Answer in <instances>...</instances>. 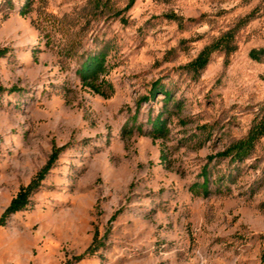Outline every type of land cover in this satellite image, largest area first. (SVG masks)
<instances>
[{
  "label": "rangeland",
  "instance_id": "rangeland-1",
  "mask_svg": "<svg viewBox=\"0 0 264 264\" xmlns=\"http://www.w3.org/2000/svg\"><path fill=\"white\" fill-rule=\"evenodd\" d=\"M229 32L234 50L185 67ZM0 46V216L64 146L0 225V264H64L96 232L104 245L72 264H264V134L241 162L209 160L264 113V55L249 54L264 48V0H0ZM98 51L108 96L77 74ZM157 80L182 104L167 134L124 133L133 115L150 129ZM205 165L203 196L190 187Z\"/></svg>",
  "mask_w": 264,
  "mask_h": 264
},
{
  "label": "trees",
  "instance_id": "trees-1",
  "mask_svg": "<svg viewBox=\"0 0 264 264\" xmlns=\"http://www.w3.org/2000/svg\"><path fill=\"white\" fill-rule=\"evenodd\" d=\"M134 0H130L132 3ZM232 33H227L217 40L212 42L209 45H206L198 55L189 61L185 67L193 71L194 73H199L203 70L208 64L211 54L219 49H225L227 53L235 49V46L232 45ZM7 52L6 47L0 46V56L4 55ZM250 56L256 60H260L264 55V48L252 49L250 51ZM106 53L104 51H98L87 55L83 60L80 66L77 68V74L83 80V82L91 87L95 92L108 96L107 92L102 88V85L106 84L104 78H101V75L106 71ZM101 78V79H100ZM16 87H11L8 90H16ZM5 90L3 86L0 85V92ZM156 92L163 93V105L160 110L156 113L153 118L149 119L150 129L144 131L141 124L136 123V115H133V118L129 119L127 123L123 126V132H132L134 128L138 130L140 134H149L152 137L156 138L167 134L168 128L166 126V116L171 113L173 108L179 110L182 104L178 100L172 102L171 90L166 88L159 80L155 81L146 96V98H152ZM264 134V113L256 119L253 125L250 127L247 134L230 143L223 150L217 152L215 155H210L209 160L214 158H229L231 162H241L248 158L259 138ZM64 146L57 147L53 146L52 152L49 155L46 163L36 172L33 178L26 184L22 185L15 196L12 197L8 206L4 209L0 216V225L6 222V219L13 213L24 209L30 202L31 194L41 185L42 180L46 177L49 170L53 167L59 152ZM161 156H165L164 153H161ZM209 161V162H210ZM208 165L203 166L201 174V181L195 182L191 187V191L197 195L206 196L210 192V169ZM232 178V171L229 170L228 173L218 177L215 182L220 190L227 185L228 181ZM114 217V215H113ZM104 245V242L101 238L98 237L97 232L93 238L92 243L85 249V251L79 255H75L73 259L67 260L64 264H72L74 260H80L86 255H91L96 252L101 246ZM264 259V255H263Z\"/></svg>",
  "mask_w": 264,
  "mask_h": 264
}]
</instances>
